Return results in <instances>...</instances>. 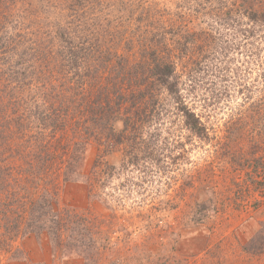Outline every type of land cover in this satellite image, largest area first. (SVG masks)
Here are the masks:
<instances>
[{"label": "rangeland", "instance_id": "374dc122", "mask_svg": "<svg viewBox=\"0 0 264 264\" xmlns=\"http://www.w3.org/2000/svg\"><path fill=\"white\" fill-rule=\"evenodd\" d=\"M72 1L0 0V27L15 23L25 14L28 25L45 31L46 19L65 12ZM101 1L104 5L112 0ZM133 1L138 4L135 15L153 3L154 8L149 16L118 28L124 31L127 27L119 46L131 42L128 47L132 50L127 49L126 56L132 65L145 51L139 46L143 31L149 38L160 20L159 24L165 25V42L173 44V35L180 34H174L177 28L167 19L186 25L181 38L191 41L186 52L169 48L173 58H182L177 65L182 95L200 117L208 136L200 138L186 127L165 91L159 94L158 117L148 123L144 120L141 133L148 144L157 147L156 164L152 166H126L128 157L124 159L122 145L107 151L100 139L90 138L92 142L86 144V138L75 129L58 130L54 136L46 132L36 147L33 129H27L21 145L19 140L15 142L16 150L47 153L44 158L49 163L35 170L47 167L45 178L58 182L54 189L60 208L82 214L89 226L85 237L95 245L87 248L81 243L64 251L48 235L16 237L17 230L7 232L0 220V264H264V249L258 252L254 244L248 247L264 222V33L255 29L247 38L245 24L241 31V24L234 21L225 29L218 27L210 17V7L203 6L205 0ZM212 1L223 7L233 3ZM111 10L118 13L117 6L105 8L104 13ZM94 11L91 9V14ZM29 30L25 28L24 33L31 38ZM186 30L200 34L192 40ZM118 36L112 30L106 41L116 46ZM96 43L95 37L88 42L94 49ZM55 78H51L53 85ZM39 85L26 87L23 99L32 96L31 101L45 105L36 90ZM114 126L121 130L123 123L117 120ZM76 142L85 144L81 146H85L78 169L81 174L63 183L61 158ZM49 154L57 158L52 160ZM18 158L3 163L0 170L7 180L0 184L5 193L13 191L20 201L27 189L30 194L38 192L31 185L26 190L21 188L24 165ZM105 163L113 166L108 169L111 178L104 172ZM94 164L100 165L97 174L91 171Z\"/></svg>", "mask_w": 264, "mask_h": 264}, {"label": "trees", "instance_id": "16d2710c", "mask_svg": "<svg viewBox=\"0 0 264 264\" xmlns=\"http://www.w3.org/2000/svg\"><path fill=\"white\" fill-rule=\"evenodd\" d=\"M136 5L133 0H112L104 5L101 0H73L65 12L46 19L45 31L39 26L32 28L28 25L25 14L15 21L16 24L12 21L11 25L0 27V168L7 159L19 157L20 164L24 165L21 188L26 190L31 185L38 192L30 194L27 189L20 196V202L13 191L5 193L0 184V220L4 221L6 231L17 230L16 237L48 235L56 247L63 250L80 247L81 243L87 248L95 245L88 236L85 237L89 226L80 216L82 214L60 208L58 191L54 189L58 182L45 178L47 167L35 170L37 166L49 163L48 158H44L47 153L16 150L15 142L19 140L21 145L27 129H33L36 147L46 132L54 136L58 130L75 129L86 138V144L92 142L90 138L100 139L107 151H114V147L122 145L124 159L128 157L126 166H152L156 164L157 147L148 144L141 133L145 128L144 120L148 123L158 117L159 94L165 91L173 99L186 127L200 138L208 136L200 117L182 95L180 86L183 82L177 74V65L182 58H173L169 48L170 45L177 51L186 52L191 42L181 39L186 25H175L167 19L172 28H177L174 34H180L173 35V44L165 42V25L159 24L160 20L149 38L143 31L141 34L145 36L140 35L143 39L139 46L140 51L142 48L145 51L133 65L126 56L131 42L127 40L122 48L119 46L127 27L122 29L124 31L118 28L125 23L129 25L131 20L140 21L151 14V7L154 8L153 3L135 15ZM112 6H117L118 13L115 14L114 10L104 13L105 8ZM203 6L210 7V17L216 20L218 27L225 29L234 21L241 24L238 28L241 31L242 24H245L243 33L246 32L244 36L247 38V33L254 35L255 29L264 33V0H233L231 6L224 7L205 0ZM91 9L96 11L91 14ZM25 28L30 29L31 38L24 33ZM112 30L119 35L116 46L106 41V35ZM186 32L191 33L192 40L200 34L198 31ZM47 35L49 37H45ZM261 36L264 40V35ZM92 37L97 39L95 49L88 44ZM210 40L213 41L212 37ZM54 77L57 82L53 85L51 78ZM34 83L41 84L36 90L45 105L38 100L31 101L32 96L23 99V90ZM43 86L48 87L43 89ZM117 120L123 123L121 130L115 129ZM74 145L68 155L61 158L63 183L75 180L81 174L78 169L85 151V146H81L85 144L76 142ZM49 158L55 160L57 156L49 154ZM99 166L94 164L91 171L97 174ZM103 166L107 167L104 171L109 173L107 178L113 177L108 170L113 166L106 163ZM57 167L61 168V165ZM51 169L54 170V166ZM5 180L4 170H0V182L5 184ZM9 197L18 204L7 201ZM71 213L73 218L68 219ZM261 227L256 238H250L248 244V247L254 244L255 249L259 248L258 252L264 249L263 221Z\"/></svg>", "mask_w": 264, "mask_h": 264}]
</instances>
